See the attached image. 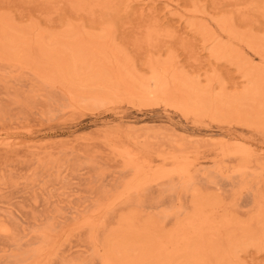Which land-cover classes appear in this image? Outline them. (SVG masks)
Returning <instances> with one entry per match:
<instances>
[{
	"label": "rangeland",
	"instance_id": "obj_1",
	"mask_svg": "<svg viewBox=\"0 0 264 264\" xmlns=\"http://www.w3.org/2000/svg\"><path fill=\"white\" fill-rule=\"evenodd\" d=\"M3 19L16 29L22 28L29 39L35 31L52 37L70 28H74L81 40L97 37L98 44L93 48L83 45L79 50L110 54L111 63L105 70L111 75L109 79H113L106 83L109 87L92 90V94L105 95L107 99L98 97L100 103H84L71 100L48 74L40 75L37 69L35 72L30 61L32 52L31 56L22 53L12 59H8L9 55L0 56V140H10L7 148L0 147V264H13L18 252L33 245V250L28 252L38 255H30L31 259L24 262L29 253H22L21 264L61 261L60 264H75L74 261L91 264L93 260L96 263L90 242L86 243L90 239L85 237L87 230L90 226L98 229L104 220L111 228L117 216L134 212V201L121 206L122 201L132 195H135L133 199L142 197L140 192L145 188L148 198L160 199V207L147 210L149 215L181 203L185 211L180 217L195 214V223L199 216L193 212L194 204L191 205L196 200L194 197L210 200L215 196L218 202L214 210L207 212L209 228L205 238L216 245L220 239L221 252L225 248V254L231 258L227 259L228 264H264V246L247 248V244L240 243L244 240L240 238L242 234L257 236L264 227L261 216L264 197L260 198L264 195V123L253 124L248 119L237 120L210 109L204 111L162 94L163 86L171 87L169 75L176 73L200 87L211 81L214 90L220 89L221 83L226 92L240 89L244 79L238 68V55L245 58L246 66L264 68L263 55L249 50L243 42L247 34L262 40L264 46V0H0V20ZM217 21L224 22V27L228 26L234 33L230 35L222 30ZM215 46H219L220 53L216 58L210 50ZM109 49L116 50L110 53ZM161 64L170 67L163 77L159 76L163 78L160 82L151 73ZM119 69H126V73L130 71L128 74L135 77L126 78V85L123 81L126 73ZM136 76L144 78L138 80L149 81L148 92L159 91V94L138 95V85L143 82L137 81ZM164 79L168 81L165 84ZM124 148L136 152L131 163L134 165L129 164L132 169L123 160ZM196 174L200 177L195 179ZM209 174L219 182L221 190L209 183ZM189 176L192 183L182 184ZM221 176L226 180H221ZM167 177L172 178L176 188L162 192ZM42 223L53 228L48 226L54 232L49 229L50 232H43L50 240L39 232ZM175 223L170 218L164 228L160 224V233L174 231ZM124 230L126 225L120 231ZM33 234L46 240V244L41 240L42 247L38 242L32 244L37 240ZM219 235L221 238L216 239ZM236 236L240 242L234 245L241 244L242 251L240 247L237 251L232 246L236 252L231 249V239ZM93 240L98 255L102 256V245L94 237ZM207 246L200 250L204 253L195 254L197 261L181 258L180 264L200 262L206 258L201 255H209ZM176 253L179 255L181 251ZM212 257L205 259L206 264L223 263L219 256Z\"/></svg>",
	"mask_w": 264,
	"mask_h": 264
},
{
	"label": "bare ground",
	"instance_id": "obj_2",
	"mask_svg": "<svg viewBox=\"0 0 264 264\" xmlns=\"http://www.w3.org/2000/svg\"><path fill=\"white\" fill-rule=\"evenodd\" d=\"M217 22L220 25L221 29L226 31L228 34L232 35V33H234V31L232 29L228 28V26L224 27L225 26L224 22H222V21L221 22L217 21ZM14 27L15 26L14 25L12 26V23L10 25L4 19L0 20V56H4V58H5L6 55H9L10 58H8V59H12L11 57H13V56L16 57L19 54L21 55L22 53H28V55H29V53L31 54V52H32V54H34V55H33L32 59L30 57V61L32 60L31 62H33V64L30 61L29 62L33 65V68L35 69V72H36V69H37L38 73L40 72L39 73L40 75H42L43 73L48 74L52 78L53 81L54 80L57 81V83H59L62 86L63 90H65V93L68 96L71 97V100L73 98H75L76 101L78 100V101L84 102V103L85 102H95V101L98 102V101H100V99L102 97L103 98L105 97V95L96 96V95L92 94V90L95 89V88L97 89L98 87H102L103 89L107 88V87H105V86H108L106 83L109 80L113 79L112 77H111V79H109L111 75L108 73L109 72L108 69H107L108 67L106 68L107 71L105 70L106 65L109 66V63H111L110 62L111 60L108 57L110 54L107 56L106 54H103V51L98 52L100 54H97V53L93 54L92 50H91L92 53H87V52L83 53L82 50H79L80 48H82L83 45H85V46L89 45V47L94 46V44H96L98 42L97 41L98 40L97 37L89 36L87 38V40L86 39L83 40V38L81 40L78 37L79 35L76 33V31L74 32V30H73L74 28L73 29L70 28L69 31L66 30V31H64L63 34H61V35L55 34V36H52V37H50V36L46 37V35L43 32L35 31V32H33L34 36L32 35L33 33L31 34L33 36L32 39H29L28 37H26L25 32L22 30V28L16 29V27L15 28ZM49 35H51V34H49ZM253 37L246 34L243 37V42L245 43L246 47L249 48V50H251V51H253V52H255L256 54H259V55L262 54L263 57H264V46L261 45L262 40H259L257 38H253ZM103 38L104 37H102V39ZM234 38H236V37H234ZM84 41L87 42V43H84ZM101 41H103V40H101ZM20 45H22V46H20ZM19 47L20 48L22 47L21 51H20ZM109 48H111V47H109ZM220 49H221V47H220ZM115 50H113V51H115ZM210 50L212 52L211 55L213 57H215V58L219 57V54H220L219 53V46L212 47ZM18 51H19V53H18ZM85 51H87V49H85ZM111 51L112 50H110V53H111ZM81 52L83 54H81ZM106 52H104V53H106ZM227 52H230L229 48L227 49ZM13 53H15V54H13ZM28 55L27 54H25V55L23 54V56H26V58L31 56V55H29V56ZM23 56H21L20 59L23 58ZM238 57L240 58V59H238V62H240V64L238 65V68H239V71H241L242 78L244 79V82L242 81L243 82L242 87L240 89H238V90H233V91H230V92H226V91H224V87L222 86L223 84L221 82H219V83H221V88L218 89V90H214V86L213 85L211 86V83H212L211 81L208 82L207 84H205L203 87H200V85L198 83H193L192 81L188 80L186 76H183V75H180V74L176 73V75H169L170 76L169 78L171 79V84H170L171 87H170V89H169V87L168 88L165 87L166 85L169 86V84H166L165 86H163L164 92H162V94L167 95V96H171L172 98L179 100L181 103L184 102L186 105H190V106H192L194 108L196 107V108L202 109L204 111L210 109V110H212V111H214L216 113H221V114H224L226 116L233 117V118H235L237 120H239V119H241V120L248 119V120H250V122H253V124L264 123V68L255 69L256 67L246 66L245 63H244L245 58L242 57V55H238ZM6 58H7V56H6ZM114 59H116V58H114ZM261 65H260V67H261ZM169 67H166V66L161 64L158 67L157 66L154 67V70L152 71L151 74L155 75L154 76L155 78L158 77L156 79V81L160 80V82H161V79L163 80V78H160V77L161 76L163 77L166 74V72L169 71V69L167 70V68H169ZM34 69H32V70H34ZM110 70H113V69H110ZM119 70L120 71L123 70L124 73L121 72L123 74L126 73V71H125L126 69L125 70L124 69H122V70L119 69ZM128 73L125 74L126 76L124 77V80H123V81H126V82H124L126 85H127V81H128L127 79L128 78L130 79V75L135 77L134 74H132V73L128 74ZM170 73H172V71H170ZM48 75H46V76H48ZM128 75H129V77H128ZM136 78H137V81H142L143 82V84H141V82H140V84L138 83L140 85V86L138 85V89H140L139 90L140 93L138 95H143V93H158L159 94V91L158 92L157 91H150V92L147 91V88H149V86H148L149 83H147L149 81H147V78H146L147 82H144V80H138V79H144V78H142V76L141 77H137L136 76ZM165 78H166V76H165ZM46 79L48 80L49 77L46 78ZM130 80H132V78ZM50 81H51V79H50ZM123 81H120V82L123 84ZM133 81L135 82L136 80H133ZM165 81L166 80L164 79L163 83ZM120 82H118V83H120ZM167 82L168 81H166V83ZM216 82H218V81H216ZM129 83H131V82H129ZM129 85H131V84H129ZM133 86H135V84ZM161 88H162V85H161ZM99 89H97V90H99ZM124 89H126V88H124ZM106 91L108 93V90H106ZM128 91H129V88H128ZM134 91H136V90H134ZM109 92H112V91H109ZM107 93H106V95H107ZM131 93H132V91H131ZM98 97H101V98H98ZM98 103H100V102H98ZM8 141H10V140H8ZM8 141H7V138L3 139V140H0V147H1V145L8 144L9 143ZM5 148H7V145H6ZM124 149H123L122 153L124 154V158L125 159H123V160H126L125 164L129 165V164L134 162L133 160H134L135 157L133 158V156H134V154L136 152L132 153V152H130L131 151L130 149H129L130 151H128V149H126V148H124ZM145 161H143V162H145ZM262 162H263V160H262ZM258 164H259V162H258ZM131 165H134V164H131ZM131 165H129V169L133 168V167L130 168ZM139 165H141V164L140 163L139 164L136 163V166H139ZM261 165H262V163H261ZM182 166H184V165H182ZM240 166H242V165L239 164V167ZM134 170H136V169H134ZM134 172H136V171H134ZM130 173H133V170H132V172L130 171ZM173 174H175V173H173ZM196 175H195V179L200 177V176L198 177V175H200V174H196ZM210 175L211 174H209V176ZM182 176L183 175L178 176V177H182ZM211 177H212V175L209 177V183H211L212 185L214 184L216 187L218 185V188L220 189L219 184H218L219 182L217 183L215 181V178H213L214 179L213 180ZM239 177L241 178L242 174ZM174 178H176V177H174ZM160 179H161V177H160ZM222 179L226 180L225 177L221 176V180ZM174 181H175V179H174ZM186 181H187L186 183L182 182V184H184L186 186L190 185L192 183V178L190 177ZM238 182H239L240 185H244L243 181L239 180ZM155 183H156V181H155ZM164 183H165L164 184L165 186L162 183V185L164 186L162 188V190H161L162 192L163 191L171 192V191H173L174 186L176 188V185H174L172 178H168L166 180V182H164ZM239 184H237V185H239ZM136 190H137V188H136ZM145 191H146V188L143 189V190L141 189L140 193H141L142 197H139L138 199H136V198L133 199V197L135 195L134 196L132 195V197L131 196L127 197L128 198V199L126 198L127 200L125 199L124 201H122V205L121 206H126V205L128 206L129 204H131L134 201L133 204H132L134 206L133 207L134 212H131V213H125L124 212L123 214H120L119 216H117V220H116V222L114 223V225L111 228H108V226L106 225L107 222H105V220L103 219L104 220V224L100 225L98 229H96L95 227L93 228L92 226H90L89 230H87V236H85V237H87V238L89 237L90 239L89 240L86 239V241H87L86 243L89 244V242H90V247L89 248L92 249L91 251L93 253L90 250H89L90 251L89 253H92L91 256L96 260V263H93L94 260L92 258L93 261L90 262L91 264H110L111 262L112 263L114 262L116 264H180L181 258H184L185 260L187 259V261H189L188 260L189 257L193 258L194 261L198 260V257H196L195 254H197V252L201 253L200 250H203L204 248H206L205 247V246H207L206 242H208V240L205 238L206 237L205 234L208 232V228H209L208 227V222H209L208 219L209 218L207 216V212H208L209 209H213L214 210V208H216L215 205L218 202L217 201L218 198H216L215 196L214 197H210L209 198L211 200V202H210V200H207L208 198L207 199L204 198V199L198 200L197 197L193 196L196 199L195 202H194V201H192L193 200V197H192L191 201L193 203H191V202L190 203H191V205L194 204V206L192 207V208H194L193 212L196 213L197 216H199V218H197V222L195 223L196 219L193 217V216H195V214H193L192 216L188 215L189 217H187V218L185 217L183 219L180 217L181 215H184L183 212L185 211V208L183 206L184 204L182 205L181 203L177 204L176 206L174 204H172L171 206L163 207L154 216H152V214L149 215L148 214L149 212L147 210L158 209L160 207L159 206L160 199H159L158 196L154 197V198H148L147 197V192L145 193ZM174 193H175V191H174ZM192 195H194V194H191V196ZM203 195H205V194H203ZM261 196L262 197H260V198L264 197L263 194ZM97 201H99V200H97ZM179 201H181V200H179ZM250 201H251V199H250ZM170 203H172V202H170ZM98 204L100 205L101 203H98ZM98 204L95 205V206H99ZM191 205H189V206L191 207ZM254 205H256V204L254 203ZM96 208H98V207H96ZM96 208H94V210ZM77 215H78V213H77ZM105 216H107V214ZM216 216H219V215H216ZM261 216L264 217V214H261ZM110 217H112V216H110ZM46 218L47 217L45 216V219ZM170 218L175 220V222H176L175 223L176 224L175 228L176 229H174V231H171L169 233H160V230H159L158 227L161 228V225H162V227L164 228V225H167L166 222ZM45 219H43V220H45ZM105 219H107V218L105 217ZM215 219H218V218H215ZM164 220H166V222ZM47 222H49V221H47ZM47 222H46V224H47ZM162 222H164L165 224L162 223ZM46 224L43 225V223H42L40 225V226L43 225L42 226V230H39V232H41L40 234H43L44 236H45V234L43 233V232H45L44 230H46V232H47L48 229L49 230H50V228L53 229L52 228L53 227L52 222H50V225H52V227L50 225H46ZM124 225H126L127 230L120 231L121 228ZM242 225H245V224H242ZM48 226L50 228H48ZM240 226H238V227H240ZM245 226H247V225H245ZM241 228H242V226H241ZM34 229H36V228H34ZM255 229H256V227H255ZM34 231H36V230H34ZM50 231L54 232L53 230H50ZM84 231H85V229H84ZM242 231H241V233H244ZM256 231H258V230H256ZM99 232L101 233V236H100L101 238L98 237ZM238 232H240V231H238ZM13 233H11V234H13ZM97 233H98V235H96ZM49 234H51V233H49ZM88 234L90 236H88ZM210 234H211V236H213L212 232H210ZM210 234H209V236H210ZM218 234H215L214 236H216ZM13 235L15 236V234H13ZM13 235H12V237H13ZM33 235L35 236V238L37 240L35 241V239H34L32 244H34L35 242L39 243L41 241L44 243L46 241L44 239V236L42 237V235L40 237H42V239H44L45 241L41 240V238L39 239V236H38L39 233H38V235L37 234H33ZM53 235H54V233H53ZM16 236H15V238H17ZM48 236H45V237L49 238ZM93 237H94L95 241L99 240V241H96V242L100 243L102 245L103 249H104V252H102L103 253L102 256H99L98 255V250L95 249V244H94ZM246 237H247V239H245ZM50 238H49V240H50ZM219 238H221L220 235L216 239H219ZM240 238L244 239V240L241 239L242 240L241 242L239 240V242L241 244H244V243H245L244 245L247 244L245 247L250 246V245L251 246H260V247H262V246H264V227H262L261 230L259 229V232H258L257 236H254L253 233L251 235H247V234L244 233V234H242V236ZM38 239H39V241H38ZM237 239H239L238 236H236L235 238L231 239L233 244L230 242L232 244L231 247L234 246L236 248V250L240 246H242L241 244H237V243H239L237 241ZM49 240L47 242H50ZM210 241H212V240L210 239ZM217 241H218V242H216L217 245L214 244V243L211 244V243L208 242L209 244L207 243L208 244L207 249H209L208 250L209 255H206V256L205 255H201V256L206 257L207 260H208V259L213 258L212 256L217 255L221 259H224L222 261L223 262L222 264H224V261H226L225 263L228 264L227 263V259L229 257L228 253L225 254V250H224L225 248L223 249V252H221V249L218 246L220 244L219 243L220 239L217 240ZM236 241H237V243H236L237 245H234V243ZM15 242L17 243L18 241L16 240ZM26 242H27V240H26ZM41 243H39V246H40ZM44 244H46V243H44ZM92 244H93V247H91ZM100 244H98V245H100ZM220 245H222V243ZM36 246L38 247V245H36ZM33 247H34V245L31 247V249ZM40 247H42V246H40ZM247 248H249V247H247ZM31 249L30 248L28 250L24 249L25 251L22 250L21 252H18L19 254L16 255L13 258V261L16 258V261H14V262L16 264H17V262L21 264L22 260H20L21 259L20 255H22V253H24V254L29 253L28 251L31 250ZM38 249H41V248H37V250ZM231 249L234 250L233 247ZM239 249L241 251L243 250V249H241V247ZM18 250H19V248L16 251H18ZM37 250L35 249L34 251H37ZM43 250H44V246H43V249H42V253H43ZM179 250L181 251V253L179 255H177L176 252L179 251ZM236 250H234V251L236 252ZM15 252H14V254L12 253L13 256L15 255ZM40 252H41V250H40ZM40 252H38V253H40ZM35 253L33 252L34 255H35ZM54 253H56V252H54ZM202 253H204V252H202ZM33 254L29 253L28 256L26 255L27 257H25V259H23L24 257L22 259L25 260L24 262H26L27 261L26 258L29 259L30 255H31V257H33L32 256ZM53 254H51V256H54ZM37 255L38 254L36 253V256ZM234 256H235V254H234ZM52 258L54 259V260H51V262L53 263V261H55V258L54 257H52ZM206 258L201 259L200 262H198V263L196 262L195 264H206L208 262V261L205 260ZM229 259H231V258H229ZM185 260H184V262H185ZM58 261H60V260H58ZM89 261H91V260H89ZM14 262H13V264H14ZM61 262H58V263L60 264ZM74 263L76 264L75 261H74ZM231 263H232V261H231ZM10 264H11V262H10ZM49 264H51V263H49ZM77 264H78V262H77ZM82 264H84V263H82ZM209 264H211L210 261H209Z\"/></svg>",
	"mask_w": 264,
	"mask_h": 264
}]
</instances>
